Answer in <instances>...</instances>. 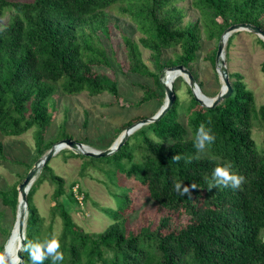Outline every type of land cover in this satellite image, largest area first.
I'll return each instance as SVG.
<instances>
[{
  "label": "trees",
  "instance_id": "16d2710c",
  "mask_svg": "<svg viewBox=\"0 0 264 264\" xmlns=\"http://www.w3.org/2000/svg\"><path fill=\"white\" fill-rule=\"evenodd\" d=\"M179 1L0 0V134L19 136L35 127L36 153L41 156L52 145L43 135L51 121L47 108L56 88L70 96L82 91L90 96L102 92L117 96L116 83L93 71L94 66H108L109 60L92 39L98 32L107 36V10L116 4H126L121 11L129 14L142 34L138 43L123 38L129 73L152 78L161 97L164 90L159 76L165 67L177 65L191 73L202 34L208 41L219 39L225 29L239 23L264 31V0H189L200 20L185 26ZM139 45L150 52L155 72L143 63ZM175 48L179 52L163 63L162 51ZM261 71L264 75V62ZM228 75L232 93L218 105L200 106L188 88L184 125L177 120L175 95L159 120L129 136L132 145L127 139L108 156L113 171L104 172L107 183L113 184L114 170L122 172L161 213L153 230L146 226L137 233L126 231L123 214L131 203L128 188L120 187L117 193L110 192L115 207L101 209L109 224L96 234L78 228L64 204H54L52 211L58 213L62 229L53 237L50 226L46 231L41 228L42 219L31 199L32 186L26 196L20 264H264V104L256 108L253 93L241 76ZM154 96L153 91L145 92L137 105ZM253 125L263 133L261 147L251 137ZM201 128L213 137L203 147ZM136 149L139 159L133 162ZM123 158L130 162L128 168ZM217 168L227 177L243 180L234 186L231 179L216 174ZM43 171L55 187L53 199L64 196L63 179L48 164L33 185L41 182ZM17 187L1 192L5 202L17 203ZM52 240L58 241L56 252L63 259L54 260L52 253L33 261V249L39 246L46 252Z\"/></svg>",
  "mask_w": 264,
  "mask_h": 264
},
{
  "label": "rangeland",
  "instance_id": "374dc122",
  "mask_svg": "<svg viewBox=\"0 0 264 264\" xmlns=\"http://www.w3.org/2000/svg\"><path fill=\"white\" fill-rule=\"evenodd\" d=\"M125 7V3H120L107 10V36L100 32L95 34L96 38L95 35L92 36L109 60L108 66L97 65L93 67V71L103 75L108 81L116 83L117 96L108 92L90 96L86 91L70 96L56 88L48 102L47 109L51 115V121L43 135L45 142H51L53 145L61 139H70L82 143L91 150L102 151L115 143L120 133L127 128L128 123L134 124L141 119L152 117L163 104L164 91L161 97V92L153 85L152 78L129 73L123 38L127 37L138 43L142 34L129 14L121 11L120 8ZM177 7L183 12V26L200 20L198 11L190 5L189 0H180ZM232 35L230 43L226 41L224 47L228 73H237L241 76L246 88L253 93L257 108L264 104V75L261 71V64L264 62V45L260 43L256 35L250 32L241 31ZM218 41L217 38L208 41L202 34L200 49L196 52L195 61L190 65L192 77L197 84H200L203 95L208 98L214 97L221 87L214 60ZM139 49L143 63L150 71L155 72L150 52L140 45ZM178 52L177 48L163 50L162 62L172 60L173 55ZM167 68L165 67L163 75L159 76L161 81ZM174 87V94L179 104L177 120L184 125L183 113L190 100L189 87L181 77L175 79ZM147 91H153L155 96L148 102L137 105ZM35 133L36 129L32 127L19 136L8 137L0 134V141L3 144V158H0V246L5 245L8 239L7 233L11 232L18 207L17 203L13 205L5 202L1 192L9 191L12 186H18L33 164L48 151L45 150L43 155L38 156ZM64 135L68 138L61 137ZM251 137L257 147L263 145V133L256 125H253L251 129ZM129 143L132 145L133 139H129ZM132 154V161L136 162L139 159V150H133ZM107 160H109L108 156L92 158L80 152H73L69 148L58 151L49 160L47 164L50 169L63 179L64 196L53 199L55 187L49 181L45 171L42 173L41 182L31 185L34 189L32 203L42 219L41 228L44 231L50 226L53 237H56L62 229L58 213L52 211L56 203L65 205L72 221L85 233L96 234L103 231L110 220L101 209L115 207L114 203L117 204V202H113L110 196L111 193L120 191V187L128 188L126 194L129 195L131 203L129 209L123 214L126 231L137 233L146 226L150 230L154 229L161 215L155 204L144 191L136 187L134 181L127 179L120 171L114 170L113 184L107 183L108 178L105 173L110 174L111 171L108 170L113 171L111 163ZM122 163L127 168L130 165L126 158L122 159ZM40 174L41 171L36 178ZM74 187H77L80 193L79 198L81 194L84 195L80 202L73 197ZM7 246L11 249V245ZM5 254L0 257V260Z\"/></svg>",
  "mask_w": 264,
  "mask_h": 264
},
{
  "label": "water",
  "instance_id": "95a60500",
  "mask_svg": "<svg viewBox=\"0 0 264 264\" xmlns=\"http://www.w3.org/2000/svg\"><path fill=\"white\" fill-rule=\"evenodd\" d=\"M246 31L253 33L256 35L261 41L264 42V31L261 30L259 27L251 25L249 23H239L233 24L225 29L222 35L219 38L217 44V50L215 53V64H216V72L221 83V87L219 92L212 98H208L204 96L195 82L194 78L192 77L190 71L183 67L182 65L172 66L166 69V72H173L176 74V77H181L187 86L189 87L192 97L194 100L199 103L200 106L205 108H213L218 105L221 101L228 98L232 93V87L229 80L228 70L225 64L224 59V47L226 41L230 35L233 33ZM164 74V75H165ZM163 90H164V102L159 108V110L150 118H145L137 121L136 123L127 127L122 134L120 135L119 139L113 143L109 148L102 150V151H92L85 149V145L82 143L70 140V139H62L57 143L53 144L44 154L40 157L33 166L28 170L26 173L23 181L17 187V206L21 204L22 209L19 214L16 212V217L14 224L12 226L11 232L9 234L8 239L3 247V253L0 257H2L7 249V245L10 242V237L12 232L16 231L18 239L20 240L17 249H16V260L11 264H20L22 261L21 253L24 248V240H25V221L27 217V199L26 196L28 191L33 184L36 176L40 173L43 166H45L49 160L61 149V148H69L73 152H80L82 155L89 156L92 158H100V157H107L112 155L115 151H117L126 141L127 137L131 135L135 130L139 129L143 125H147L149 123L155 122L159 120L172 106L175 101V94L173 90V84H166L162 81ZM201 96L202 99L199 97ZM18 208V207H17Z\"/></svg>",
  "mask_w": 264,
  "mask_h": 264
},
{
  "label": "clouds",
  "instance_id": "9594fccd",
  "mask_svg": "<svg viewBox=\"0 0 264 264\" xmlns=\"http://www.w3.org/2000/svg\"><path fill=\"white\" fill-rule=\"evenodd\" d=\"M213 137L208 136L207 134L203 133V129L201 128V139H200V144L203 147L204 142L205 141H212ZM216 174L218 176H223L226 177L228 179H231L233 181V185L234 186H239V184L241 183V181L243 180V177H236V176H232V177H227V173L221 169V168H217L216 169ZM176 188L179 189L180 185L177 184ZM184 191H187V188L184 189ZM59 243L57 240H52L48 245H47V249L46 252H42L40 247L37 246L33 249L32 251V260L33 261H41L43 260V258L45 257V255H50L52 253H55L54 256V260H60L63 259V256L61 253L56 252V249L59 248Z\"/></svg>",
  "mask_w": 264,
  "mask_h": 264
},
{
  "label": "bare ground",
  "instance_id": "6f19581e",
  "mask_svg": "<svg viewBox=\"0 0 264 264\" xmlns=\"http://www.w3.org/2000/svg\"><path fill=\"white\" fill-rule=\"evenodd\" d=\"M176 78L177 77H176L175 73L166 72V74L164 75L163 81L169 85L171 83L173 84ZM199 97L202 99L201 96H199ZM122 132L120 133V135L122 134ZM120 135H119V137H120ZM85 147H86L85 149L91 150L87 146H85ZM62 149H64V148H61L60 150H62ZM92 151H94V150H92ZM21 209H22V206H21V204H19L18 208H17V211H18L17 214L20 213ZM19 242H20V240L18 239L16 231L12 232L10 242L8 244V245H11V249L8 248V246H7V249H6L7 252H5L6 253L5 256L0 260V264H11L12 262H14L16 260V249H17Z\"/></svg>",
  "mask_w": 264,
  "mask_h": 264
},
{
  "label": "built area",
  "instance_id": "2783aa9c",
  "mask_svg": "<svg viewBox=\"0 0 264 264\" xmlns=\"http://www.w3.org/2000/svg\"><path fill=\"white\" fill-rule=\"evenodd\" d=\"M75 188V189H74ZM73 189H72V194H73V197L77 200V201H81L82 199H83V196H82V194H81V197L79 198L78 197V194L80 195V193H79V191H77V187H74Z\"/></svg>",
  "mask_w": 264,
  "mask_h": 264
}]
</instances>
